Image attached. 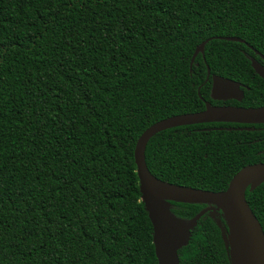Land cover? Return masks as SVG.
Listing matches in <instances>:
<instances>
[{
    "label": "trees",
    "instance_id": "obj_1",
    "mask_svg": "<svg viewBox=\"0 0 264 264\" xmlns=\"http://www.w3.org/2000/svg\"><path fill=\"white\" fill-rule=\"evenodd\" d=\"M254 62L264 0H0V264H159L137 141L206 102L263 107ZM213 75L244 99L214 100ZM145 161L162 181L225 191L264 162V123L173 127ZM246 198L264 229V183ZM206 209L180 264H232L215 204L169 202L185 225Z\"/></svg>",
    "mask_w": 264,
    "mask_h": 264
},
{
    "label": "water",
    "instance_id": "obj_2",
    "mask_svg": "<svg viewBox=\"0 0 264 264\" xmlns=\"http://www.w3.org/2000/svg\"><path fill=\"white\" fill-rule=\"evenodd\" d=\"M225 39L243 42L237 37H226ZM209 41L210 39L204 41L197 48L192 63L199 53H204L205 45ZM253 67L257 74L264 78V68L255 62ZM208 73L210 75V70ZM212 82V97L214 100L241 102L245 97L243 88L246 87L239 82L217 75L212 76ZM211 122L264 123V106L257 108H244L233 105L214 106L210 102H206V109L203 111L177 115L155 123L137 141L135 162L140 180V191L153 224L154 245L158 262L159 264H180L179 251L189 245L192 236L191 229L208 212V209L202 211L189 225H185L170 214L169 202L215 204L223 213L229 232L228 218L218 206L219 202H223L240 237L243 264H264V229L246 198L249 188L255 190L264 183V162L248 165L241 169L233 177L228 188L220 192L206 191L162 181L155 177L146 165V146L156 134L177 126ZM224 237L233 264L230 246L226 241V235Z\"/></svg>",
    "mask_w": 264,
    "mask_h": 264
},
{
    "label": "bare ground",
    "instance_id": "obj_3",
    "mask_svg": "<svg viewBox=\"0 0 264 264\" xmlns=\"http://www.w3.org/2000/svg\"><path fill=\"white\" fill-rule=\"evenodd\" d=\"M218 206L223 210L229 221L230 230L226 234V241L228 242L231 250V256L233 264H243L241 254L240 237L237 233L236 227L234 226L231 215L223 202H219Z\"/></svg>",
    "mask_w": 264,
    "mask_h": 264
},
{
    "label": "rangeland",
    "instance_id": "obj_4",
    "mask_svg": "<svg viewBox=\"0 0 264 264\" xmlns=\"http://www.w3.org/2000/svg\"><path fill=\"white\" fill-rule=\"evenodd\" d=\"M212 217L217 221V223L221 225V217L223 216L221 213H216V212H213L211 213ZM223 232H224V236L226 235V232L225 230L223 229Z\"/></svg>",
    "mask_w": 264,
    "mask_h": 264
},
{
    "label": "flooded vegetation",
    "instance_id": "obj_5",
    "mask_svg": "<svg viewBox=\"0 0 264 264\" xmlns=\"http://www.w3.org/2000/svg\"><path fill=\"white\" fill-rule=\"evenodd\" d=\"M259 66H261L262 68H264V65H262V64H258ZM260 77V79H264L263 77H261V76H259ZM218 106V105H217ZM220 106H222V105H220Z\"/></svg>",
    "mask_w": 264,
    "mask_h": 264
}]
</instances>
